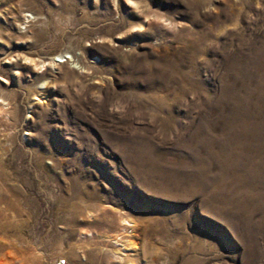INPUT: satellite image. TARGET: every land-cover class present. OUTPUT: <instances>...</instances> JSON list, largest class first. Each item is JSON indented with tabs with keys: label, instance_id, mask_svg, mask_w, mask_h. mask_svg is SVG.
I'll return each mask as SVG.
<instances>
[{
	"label": "rangeland",
	"instance_id": "rangeland-1",
	"mask_svg": "<svg viewBox=\"0 0 264 264\" xmlns=\"http://www.w3.org/2000/svg\"><path fill=\"white\" fill-rule=\"evenodd\" d=\"M0 101V264H264V0H0Z\"/></svg>",
	"mask_w": 264,
	"mask_h": 264
},
{
	"label": "bare ground",
	"instance_id": "bare-ground-1",
	"mask_svg": "<svg viewBox=\"0 0 264 264\" xmlns=\"http://www.w3.org/2000/svg\"><path fill=\"white\" fill-rule=\"evenodd\" d=\"M30 16H32V17H30ZM24 18H25V22H26V24H28V22L30 21L29 20V18L31 19H34L35 17L31 14V13H25L24 14ZM59 57H61V56H59ZM66 58H68V57H66ZM69 61V58L68 59H66V62H68ZM57 62H59V60L57 61L56 59H54V58H52L51 60H50V62L48 63V65H51L52 67L53 66H56L57 64ZM72 62H74V60L72 61ZM62 63V62H61ZM39 65H38V67H39V69H41V70H44L45 69V67L47 66V62H45V61H43V60H40L39 61V63H38ZM59 67V66H58ZM1 102V101H0ZM125 232V231H124ZM126 236H128L129 237V235H126ZM86 236H81V238H85ZM116 239H120L121 240V242H122V239H123V237H120V234H118V233H116ZM124 242H125V246L127 245V247L129 248V249H132V248H136L137 246L135 245L136 244V241H135V238H133V237H130V238H126L125 240H124ZM120 244V242H119V240H117V245L119 246V244ZM121 246V245H120ZM125 246H123L122 245V247L123 248H121V247H119V248H116L115 249V251H116V254L117 253H124L123 252V250H125L124 248H125Z\"/></svg>",
	"mask_w": 264,
	"mask_h": 264
},
{
	"label": "built area",
	"instance_id": "built-area-1",
	"mask_svg": "<svg viewBox=\"0 0 264 264\" xmlns=\"http://www.w3.org/2000/svg\"><path fill=\"white\" fill-rule=\"evenodd\" d=\"M53 264H67L64 259H56Z\"/></svg>",
	"mask_w": 264,
	"mask_h": 264
}]
</instances>
